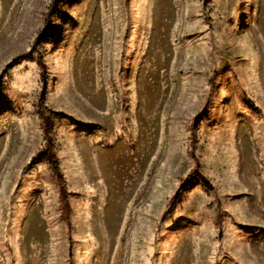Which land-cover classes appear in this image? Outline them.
Wrapping results in <instances>:
<instances>
[{"label": "rangeland", "instance_id": "rangeland-1", "mask_svg": "<svg viewBox=\"0 0 264 264\" xmlns=\"http://www.w3.org/2000/svg\"><path fill=\"white\" fill-rule=\"evenodd\" d=\"M0 264H264V0H0Z\"/></svg>", "mask_w": 264, "mask_h": 264}, {"label": "trees", "instance_id": "trees-1", "mask_svg": "<svg viewBox=\"0 0 264 264\" xmlns=\"http://www.w3.org/2000/svg\"><path fill=\"white\" fill-rule=\"evenodd\" d=\"M43 120H44V123H45L46 125H49V120H48V119H46L45 117H43ZM59 180H60V178H59Z\"/></svg>", "mask_w": 264, "mask_h": 264}]
</instances>
